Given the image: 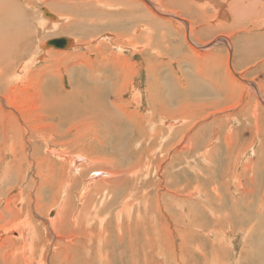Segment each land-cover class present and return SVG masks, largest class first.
<instances>
[{"label":"rangeland","instance_id":"obj_1","mask_svg":"<svg viewBox=\"0 0 264 264\" xmlns=\"http://www.w3.org/2000/svg\"><path fill=\"white\" fill-rule=\"evenodd\" d=\"M6 1L0 7L6 13L0 14L9 18L1 22L3 28L16 27L22 49L10 62V72L0 66V264H264V136L259 140L247 132L259 131L256 124L264 125L261 117L255 118L256 113L264 116V0H241V5L250 4L248 7L238 6V0H214L210 5L199 0H71L77 8L71 11L52 7L60 0ZM217 2L224 5L225 14H218ZM94 7L101 11L91 16L96 32L85 34L80 27L77 35L72 34L77 27L66 28L76 23L68 14L77 12L91 18L87 11ZM246 8L252 10L246 13ZM44 10L59 21L44 16ZM235 12L239 19L249 16L241 25L248 29L238 33L234 26L231 32L236 36L231 38L227 32L235 22ZM47 19L53 25L45 23ZM43 23L48 28L39 29ZM160 28L170 32L165 34ZM62 36L75 41L71 49L58 52L46 48L47 41ZM174 41L182 46L181 51L170 54L175 61L168 55L162 58L164 43ZM100 52L107 55L98 57ZM1 53L0 62L8 63ZM77 53L84 56L82 62L75 63L93 64L96 74H87L84 66L76 69L73 74L82 78L71 88L72 70L67 73L61 65L64 57ZM204 53L214 57L205 60L203 55H212ZM228 57L229 78L227 67L216 60L227 63ZM183 58L191 68L196 67V77L207 73L218 79L226 92L234 91V102L242 105L227 113L224 110L231 105L219 104L228 102V95H218L210 83L201 80L207 89H184L188 96L184 106L197 103V97L206 96L204 91L212 94L219 103L205 115L207 121L197 123L196 117H190L189 123L185 116L182 125L191 129L177 133L181 123L169 121L176 116L156 112L153 106L151 114V97L158 108L164 101L171 110L179 108L169 104L175 92L168 83L174 76L180 77V70L193 74ZM212 61L216 66H210ZM28 62L32 65L21 79ZM52 68L60 79H53L54 88L42 90L39 85L37 91L32 77L44 82L53 76L43 70ZM188 73L185 77L190 82ZM88 75L96 76L101 85L84 86ZM58 88L68 98H54L52 106H45V100H52ZM85 98L112 109L111 99L129 116L109 126L94 113L83 112L82 119H70L73 110L83 109ZM249 102L260 108L245 112L252 121L245 123L238 111ZM34 122L42 123L45 136L37 134ZM95 128L101 134H94ZM95 137L100 139L97 143ZM10 138L15 141L11 154L6 145ZM68 139L72 145L67 144ZM234 139L245 143L230 144ZM253 148L255 156L249 157ZM91 149L96 153L90 154ZM82 153L93 161H85ZM62 155L66 161L59 160ZM70 157L77 158L76 164L71 162V176ZM79 226L80 237L76 233Z\"/></svg>","mask_w":264,"mask_h":264},{"label":"bare ground","instance_id":"obj_2","mask_svg":"<svg viewBox=\"0 0 264 264\" xmlns=\"http://www.w3.org/2000/svg\"><path fill=\"white\" fill-rule=\"evenodd\" d=\"M5 1L6 0H0V7L1 6H3L4 5V3H5ZM54 1V0H53ZM82 1V0H81ZM81 1H78V2H80L81 3ZM95 1V0H94ZM184 2H185V0H183ZM216 1V0H215ZM253 1V0H252ZM256 2H259V0H255ZM7 2V1H6ZM83 2H85V1H83ZM110 2H114V1H110ZM211 2H214V0H199L198 1V3H203L204 5H210V3ZM18 3V2H17ZM114 3H116V2H114ZM235 3V2H234ZM217 4H219V6H218V8H217V10H219V9H221L220 11L221 12H218V14L220 13V14H225V12L224 11H222V10H224V5L221 3V2H217ZM236 4H238V6L240 5L241 7H244V5L242 4L241 5V0H238V3H236ZM262 4H264V3H262ZM185 5V4H184ZM79 6H81V5H79ZM248 6H250V4H248V5H245V7H248ZM251 6H253V5H251ZM263 6V5H262ZM52 7L55 9V10H57V9H60V7H63V8H65L67 11H71L72 9H75L76 7H74V5H73V3H71V0H60V2H59V4H55V5H52ZM199 7V6H198ZM206 7V6H205ZM7 8V7H6ZM200 8V7H199ZM204 8V7H203ZM202 8V9H203ZM207 8V7H206ZM77 9V8H76ZM75 9V10H76ZM261 9V8H260ZM264 9V8H263ZM250 10H252L251 8H246L245 9V12L247 13L248 11H250ZM2 11H4V13H6L5 12V10H4V8L2 9V10H0V12H2ZM87 11V10H86ZM85 12V11H84ZM124 12V11H123ZM223 12V13H222ZM101 13V11L100 10H97V9H95V7H94V9H89L88 11H87V15L88 16H94V17H96V15H98V14H100ZM129 13V12H128ZM208 13V12H207ZM255 13H257V11L255 12ZM254 13V14H255ZM68 15H70L71 17H73L72 19H74V21L73 22H76L75 24H73V25H66V28H72V27H77V28H75V32H72V34H77V35H80V27H83V30H85V34H88L89 32H91V31H93V32H96L97 30H96V28H94L93 27V25H94V21H95V19H94V17H91V18H86V17H84V16H82V15H80L79 13H77V12H73V13H70V14H68ZM86 15V16H87ZM129 15V14H128ZM127 15V16H128ZM171 15V14H170ZM256 15V14H255ZM259 15V14H258ZM44 16H46V17H49L51 20H53V21H59V19H57L56 18V16L53 14V13H51V12H49L48 10H44ZM77 16H79L78 18H77ZM67 17V16H66ZM75 17V18H74ZM98 17V16H97ZM240 17H242V19H239V17H238V14L235 12L234 13V24H233V26L232 27H229L230 28V31L229 30H227V31H229V32H227V33H229L228 35H229V37H231V38H234L235 36H236V33H232L231 31H233L234 30V26H236V28L235 29H238V33H239V29H242L243 31H245L246 33H247V29H248V27L247 26H244V27H242L241 25H242V22L243 21H247L248 20V18H249V16L248 15H242V16H240ZM7 18H9L8 16H5L4 14L3 15H1L0 14V52H2L1 53V55H4V58H5V60L6 61H8V63H2V62H0V66H4L6 69H7V73L8 72H10V68H9V65H10V62L12 61V59L14 58V56L15 55H18L19 54V52H17V51H20V49H22V45H21V43H22V41L20 40V38H19V35H18V33L15 31V29H16V27H11V26H6L5 28H3V25H2V22H1V20L2 19H7ZM68 18V17H67ZM219 18V17H218ZM98 19V18H97ZM213 19V18H212ZM235 19H237V20H235ZM158 20H159V18H158ZM45 21V23H47L48 25H53V21L51 22V21H49L48 19L47 20H44ZM162 21V20H161ZM172 21V20H171ZM225 20L223 19V22H224ZM227 21V20H226ZM7 22V21H6ZM218 22V21H217ZM10 24V23H9ZM15 24H17V23H15ZM159 24H161V23H159ZM224 24H226L225 22H224ZM162 25H166V23H163ZM173 25V24H172ZM222 26V25H221ZM225 26V25H224ZM250 26V25H249ZM37 27V26H36ZM144 27V26H143ZM220 27V26H219ZM23 28V27H22ZM42 28H48V26H46V24H42V25H39V29H42ZM60 28V27H59ZM137 28V27H136ZM182 28V27H181ZM226 28V27H225ZM25 29V28H24ZM138 29H140V28H138ZM161 30H163V31H165V34H166V32H170V31H168V30H165V28H160ZM155 30V29H154ZM253 30V29H252ZM263 30V29H262ZM261 30V31H262ZM18 31V30H17ZM42 31V30H41ZM138 31V30H137ZM140 32V31H139ZM142 32V31H141ZM140 32V33H141ZM159 32V31H158ZM224 32V31H223ZM226 32V31H225ZM241 32V31H240ZM22 34V33H21ZM20 34V35H21ZM72 34H70V35H72ZM92 34V33H91ZM222 34V33H221ZM130 35V34H129ZM171 35H173V34H171ZM170 35V36H171ZM227 35V36H228ZM45 36V35H44ZM162 36V35H161ZM168 36V35H167ZM204 36V35H203ZM22 37V36H21ZM143 37V36H142ZM59 38H64V39H66V40H68L69 41V47H67V48H65V49H57V51L59 52V50H66V49H71L72 48V46L75 44V41L72 39V37L71 38H68V37H65V36H62V37H59ZM23 39V38H22ZM82 39V38H81ZM107 39L108 40H110V37H107ZM113 39V38H112ZM132 39V38H131ZM164 39H166V37L164 38ZM163 41V40H162ZM168 41V40H167ZM205 41V40H204ZM236 41V40H235ZM253 41V40H252ZM175 42V41H174ZM260 42V41H259ZM257 43V44H261V43ZM263 42V41H262ZM47 43V42H46ZM140 43V42H139ZM233 40H232V42L230 41V46L231 47H233ZM242 43H244V42H242ZM167 44H170V42H167ZM180 44V43H179ZM179 44H174L173 46H171V48L169 49V51L171 52L170 54H176L177 52H179V51H181V49H182V46L181 47H179ZM181 45V44H180ZM206 45V44H205ZM45 46H46V44H45ZM141 46H143V44L141 45ZM258 46V45H257ZM42 48H43V44H42V46H41ZM137 47V46H136ZM46 48H48V47H46ZM52 48H54V47H52ZM142 48V47H141ZM51 49V48H50ZM54 49H56V48H54ZM118 49V48H117ZM133 49V48H132ZM154 50H156V49H154ZM51 51H52V49H51ZM232 51V50H231ZM17 52V53H16ZM44 52H46V51H44ZM54 52H56L55 50H54ZM132 52V51H131ZM229 52V51H228ZM233 52V51H232ZM263 52V51H262ZM259 53V52H258ZM31 56V55H30ZM102 57V56H101ZM203 57H206V55H203ZM232 57V56H231ZM205 60H208V58H204ZM233 59V58H232ZM37 62V61H36ZM45 64V63H44ZM245 64V63H244ZM31 65H32V62L31 63H27V65H26V67L24 68V71H22V73L20 74V77L19 78H23L24 77V75H26V71H27V69L29 68V67H31ZM64 65V64H63ZM187 66H189V65H187ZM189 67H191V66H189ZM38 68V67H37ZM43 68V67H42ZM67 68V67H66ZM20 69V68H19ZM68 69V68H67ZM98 69H99V67H98ZM33 71V70H32ZM187 71V70H186ZM231 71H232V69H231ZM36 72V71H35ZM246 72V71H245ZM2 73V72H1ZM18 73V72H17ZM43 73V72H42ZM94 75V74H93ZM18 76V74L16 75V77ZM44 76H45V74H44ZM198 76V75H197ZM203 76H205V79L206 80H210L211 82H213V84H214V86H215V88H216V90L217 91H219L220 93H223L224 95L225 94H227L228 95V98H229V101L228 102H223V105H231L229 108H232L233 109V107L234 108H236L235 106H239L241 103H235L234 101H235V99H234V91H229V92H226L227 90H226V88L224 87V85H222V82H220L218 79H216V81L214 80L215 78H213L211 75H209V74H207V73H200L199 74V77H203ZM96 76H94V78H92L91 76H87L86 78V80H87V82H90V83H98L97 81H96V78H95ZM193 77V76H192ZM192 77H191V81L189 82V88L188 87H186L187 89H192V90H200V89H202L201 88V86H202V84H203V82L202 81H200V80H198L197 79V77H196V79L194 78V79H192ZM25 78V77H24ZM82 77H77L76 78V80H80ZM84 82L85 83H87L85 80H84ZM99 84V83H98ZM249 84V83H248ZM99 85H101V84H99ZM162 85V84H161ZM168 85H169V88L170 89H172L174 92H179L180 94H185V91L187 90H184V91H180L179 89H178V87L176 86L177 84L173 81L172 83H168ZM204 85V84H203ZM50 86H52L53 88H54V84H51ZM117 86V85H116ZM164 86V85H163ZM188 86V85H187ZM249 86H250V84H249ZM257 86V85H256ZM113 88H114V86H112ZM116 88V87H115ZM184 88V87H183ZM251 88V87H250ZM190 89V90H191ZM38 90H40V89H38ZM56 90V89H55ZM61 91H62V89L61 88H58L57 89V92L53 95V97H51V99L52 100H50V101H52L51 102V104H54L55 102V100L53 101V99L54 98H60V99H67L68 97L67 96H64V94L62 95V93H61ZM257 91V90H256ZM184 92V93H183ZM187 92V91H186ZM67 94V93H66ZM65 94V95H66ZM205 94H207V91H204V94L203 95H205ZM216 94V93H215ZM258 94V93H257ZM103 95V94H102ZM186 95H183V96H181L180 98H183V97H185ZM45 97V96H44ZM98 97H100V96H98ZM102 97V96H101ZM153 98V105H154V109L153 110H156V112L158 111V112H162V111H164V105H161L160 104V108H158L157 106H156V104H155V98L154 97H152ZM97 99V98H96ZM100 99V98H99ZM234 99V100H233ZM49 100V99H48ZM70 100V99H69ZM160 100H162L163 101V99H160ZM63 101V100H62ZM250 101V100H249ZM45 102H46V100H45ZM65 102V101H64ZM71 102V101H70ZM152 102V101H151ZM178 102V101H177ZM248 102V101H247ZM156 103H158L157 101H156ZM59 104V103H58ZM70 104V103H69ZM113 104V107L114 108H112L111 109V107L109 108L108 106L107 107H104V105H103V103H100V104H97L95 101H93V100H91V99H88V98H85V103L83 104V105H81L82 107H83V109H81V110H79L80 109V107L78 108V110H79V112H78V115L80 116L83 112H85V114H87V113H94L95 115H96V117L101 121V123H103V124H106L107 126H109V125H114V124H112V123H117V124H120L121 123V121L123 122L124 120V118H128V116H129V114H128V112H126V111H124V109H122V108H120L118 105H116L114 102L112 103ZM183 104V103H182ZM72 105V104H71ZM93 105V106H92ZM124 105H126V103H124ZM245 106H246V108L249 110L250 108L249 107H251L252 106V102H250L249 104H244ZM60 106H63V105H60ZM65 106V105H64ZM63 106V107H64ZM90 106V107H89ZM92 106V107H91ZM183 106H184V104H183ZM209 107V106H208ZM244 107V106H243ZM255 107V106H254ZM150 108H152V106H150ZM188 108V107H187ZM228 108V109H229ZM256 108V107H255ZM245 109V108H244ZM185 110V109H184ZM188 110V109H187ZM70 111H71V108H70ZM168 111H169V109H168ZM167 111V113H171V111H169L168 112ZM227 111V110H226ZM229 111V110H228ZM247 111V110H246ZM250 111V110H249ZM248 111V112H249ZM182 112V111H181ZM239 112V111H238ZM237 112V113H238ZM243 112V111H242ZM155 113V112H154ZM163 113V112H162ZM166 113V112H165ZM236 113V112H235ZM103 114H106V116L107 117H103ZM230 114V113H229ZM245 114V113H244ZM172 116H174V115H172ZM198 116V115H197ZM204 116V115H203ZM177 117V116H176ZM228 117H229V115H228ZM250 117V116H249ZM252 117V116H251ZM227 118V117H226ZM233 118V117H232ZM231 118V119H232ZM255 118L257 119V121H258V118H257V116L255 115ZM22 121L24 120L25 121V123H28L29 121H26L23 117L22 118H20ZM79 119H82V118H79L78 117V119L77 120H79ZM89 118H86V119H84V120H88ZM187 119H189V118H187ZM201 119V118H200ZM234 119V118H233ZM236 119V118H235ZM251 119H253V118H251ZM186 120V119H185ZM225 120V119H224ZM246 120V119H245ZM64 120H62L61 121V123H64L63 122ZM66 121H68V119H66ZM165 121V120H164ZM167 121V120H166ZM169 121H172V123L173 122H175V121H173V120H169ZM181 121V120H180ZM184 121V120H183ZM182 121V122H183ZM198 121V120H197ZM196 121V122H197ZM213 121V120H212ZM227 121V120H226ZM232 121V120H231ZM230 121V122H231ZM76 122V121H75ZM190 122V121H189ZM199 122V121H198ZM213 122H215V121H213ZM237 123H238V121H236ZM246 122V121H245ZM257 123V122H256ZM83 124V123H82ZM186 124V123H185ZM188 124V123H187ZM186 124V125H187ZM229 124V123H228ZM227 124V125H228ZM239 124V123H238ZM34 125H36V127H34L36 130V132H37V134H39V135H43V134H45L46 135V133H45V129L43 128V126H42V123L41 122H39V124H37V123H35L34 122ZM84 125V124H83ZM189 125V124H188ZM196 125V124H195ZM38 126V127H37ZM194 126V125H193ZM217 126V125H216ZM221 126H223V125H221ZM221 126H220V128H221ZM127 127L128 128H130L129 127V125H127ZM175 127V126H174ZM182 127V126H181ZM218 127V126H217ZM224 127V126H223ZM240 127V126H239ZM238 127V128H239ZM256 127L258 128V130L260 131V133L264 136V125L263 126H261L260 124L258 125V124H256ZM112 127H109V129H111ZM176 128V127H175ZM179 129H178V132L177 133H180V132H183L184 130H186V131H188V130H190L189 129V127L188 128H186L185 129V127L183 128H180V127H178ZM194 128V127H193ZM219 128V127H218ZM219 128V129H220ZM233 128V127H232ZM132 129V128H131ZM217 129V128H216ZM218 129V130H219ZM228 129H230V128H228ZM234 129V128H233ZM237 129V128H236ZM235 130V129H234ZM239 130V129H238ZM237 130V131H238ZM13 131V130H12ZM73 131H75L74 129L73 130H70V133H73ZM240 131V130H239ZM176 132V131H175ZM195 132V131H194ZM202 132V131H201ZM233 132V131H232ZM242 132V131H241ZM258 132V131H257ZM196 134L198 133V132H195ZM216 133V132H215ZM220 133V132H219ZM251 133V132H250ZM94 134H96V135H98V134H101L96 128L94 129ZM217 134V133H216ZM236 134V133H235ZM234 134V135H235ZM45 135H43V136H45ZM198 135V134H197ZM196 135V136H197ZM223 135L224 134H221L220 133V136H222L223 137ZM219 136V137H220ZM236 136V135H235ZM235 136H232V137H230L229 136V138L228 139H231V138H233V137H235ZM259 136V135H258ZM106 137V136H105ZM194 137V136H193ZM210 137H211V135H210ZM218 137V136H217ZM228 137V136H227ZM250 137V136H249ZM174 138V137H173ZM177 138V137H176ZM216 138V137H215ZM238 138H240V136H238ZM264 138V137H263ZM74 139H76V138H74ZM106 139V138H105ZM104 139V140H105ZM192 139V138H191ZM196 139H197V137H196ZM202 139H203V135H202ZM202 139H201V141H202ZM226 139V138H225ZM255 139H257V138H255ZM98 140H100V139H98V137H97V139H96V137H95V143H97V141ZM198 140V139H197ZM197 140H195L194 139V143L195 144H197ZM215 140H217V139H215ZM205 141V140H204ZM77 142H79V141H77ZM189 142V141H188ZM198 142H199V140H198ZM229 142H230V144H234V143H240L241 142V139H238V141L236 142V140L234 139V141H232V140H229ZM203 143V142H202ZM243 143H245V141L244 142H241V144L240 145H242ZM67 144H71L72 145V142L70 141V139H68L67 140ZM213 144V143H212ZM218 144H219V142H218ZM6 145H8L9 147H8V152L10 151V154L12 153V152H15V141H14V139L13 138H10V139H8L7 140V142H6ZM240 145H239V147H240ZM257 145V144H256ZM35 146H37L36 144H35ZM39 146V145H38ZM49 146V145H48ZM169 146V145H168ZM167 146V147H168ZM196 146V145H195ZM229 146V145H228ZM50 147V146H49ZM216 147H217V145H216ZM235 147V146H234ZM90 148H92L91 146H89V149ZM201 148V147H200ZM241 149V148H240ZM211 150V149H210ZM7 152V153H8ZM53 152H55V151H53ZM94 153H96V151H94V149H91L90 150V154H94ZM214 153V152H213ZM251 153V152H250ZM83 154V155H82ZM82 154H78V155H82L83 157H84V160L85 161H93V158L91 157V156H89V155H85L84 153H82ZM211 154V153H210ZM17 154L15 153V155H14V157L16 156ZM73 156V155H72ZM75 156H77V155H75ZM114 158V157H113ZM76 159L77 158H74V157H70V161H67L68 162V164H69V175L71 176V173H73L72 172V170H73V168H74V165L73 164H71V162H73V163H77V161H76ZM79 159V158H78ZM83 159V158H82ZM59 160H61V161H66V155H62V156H60V158H59ZM112 161H114V160H112ZM248 161V160H247ZM251 161V160H250ZM82 162V161H81ZM114 169H117L116 167H114ZM95 172V174L96 175H99L100 174V171H94ZM256 172V171H255ZM7 173H9V174H12V171H10L9 169L7 170ZM117 173H119V171H118V169H117ZM125 173L127 174L128 173V171L127 170H125ZM120 174V173H119ZM258 174V173H257ZM12 176V175H11ZM134 177V176H133ZM111 179V178H110ZM252 179V178H251ZM69 180V179H68ZM49 185H50V187L52 186V182H50L49 183ZM65 185V184H64ZM89 190V189H88ZM81 192V191H80ZM84 192V191H83ZM81 194V193H80ZM91 195V194H90ZM93 199V198H92ZM84 201V200H83ZM82 201V202H83ZM239 201V200H238ZM66 202V201H65ZM83 205V204H82ZM124 205V204H123ZM66 207V206H65ZM39 208V207H38ZM67 208V207H66ZM65 208V209H66ZM4 210V209H3ZM7 212H8V210H7ZM76 214H77V212H75ZM56 214H58V213H56ZM56 214H55V217H56ZM75 214V215H76ZM77 216V215H76ZM1 218V217H0ZM73 218H74V216H73ZM76 218H79V217H76ZM81 218V217H80ZM79 218V219H80ZM56 219V218H55ZM84 219V218H83ZM75 220V219H74ZM54 221V220H53ZM77 221V220H76ZM6 222V221H5ZM50 222H52V221H50ZM89 222V221H88ZM79 223V222H78ZM100 223V222H99ZM52 224V223H51ZM54 224V223H53ZM58 224V223H57ZM1 225V224H0ZM53 226V225H52ZM54 226H56V225H54ZM12 227V226H11ZM89 227V226H88ZM5 228H7V227H4V229ZM45 228H47V227H45ZM100 229H101V227H100ZM24 231H27V230H25V229H23ZM22 230V231H23ZM30 231V230H29ZM28 231V232H29ZM27 232V233H28ZM80 232V226H79V231L78 232H76L77 233V235H78V237H80V234L81 233H79ZM25 232H23V234H24ZM106 233V232H105ZM31 234H32V232H31ZM90 235V234H89ZM33 236V235H32ZM59 239V238H58ZM69 239V238H68ZM24 240V239H23ZM25 240H26V238H25ZM101 240V239H100ZM106 240V239H105ZM27 241L29 242V239H27ZM100 243V242H99ZM73 244V243H72ZM100 244H103V242H101ZM26 245V244H25ZM64 246V245H63ZM62 246V247H63ZM61 247V248H62ZM65 248H67L68 246H64ZM55 248V247H54ZM63 249V248H62ZM61 250V249H60ZM23 251H24V249H23ZM27 251H28V249H27ZM65 251V250H64ZM25 252V251H24ZM29 252H32V251H29ZM65 253V252H64ZM22 254V253H21ZM66 254H68V253H66ZM73 257V256H72ZM75 258V257H74ZM26 259H28V258H26ZM25 259V260H26ZM40 259V258H39ZM59 259V258H58ZM64 259V258H63ZM187 261V260H186Z\"/></svg>","mask_w":264,"mask_h":264},{"label":"crops","instance_id":"obj_3","mask_svg":"<svg viewBox=\"0 0 264 264\" xmlns=\"http://www.w3.org/2000/svg\"><path fill=\"white\" fill-rule=\"evenodd\" d=\"M79 39H81V38H79ZM81 41H85V40H81ZM144 42V41H143ZM86 43V42H85ZM175 43V42H174ZM174 43L173 42H170V44H167V42L166 43H164V45H165V47L164 48H162V50H161V52H162V58L164 57V55H168V57H170V60L171 61H175V59L176 58H174L173 56H171L170 55V51H169V49L171 48V46H173L174 45ZM176 44V43H175ZM164 45H162V46H164ZM169 48V49H168ZM130 51H132V53L133 54H135V50H130ZM142 51H144V49L142 50ZM81 54V55H80ZM100 54V56L98 55V57H101V56H106L107 54H105V53H99ZM204 54H211L212 56H206V57H203V58H213L214 57V55H213V53H204ZM181 55V54H180ZM187 54H185V56H186ZM80 56V57H79ZM83 56H84V54H82V53H77V54H75V55H73V56H69V57H64V61L62 62V65H61V68H66V72L67 73H69L71 70V75L69 76V83H71L70 84V86H71V88H73V84L72 83H76V82H78L79 80H76V78L77 77H79V76H76V75H74L73 73H76V69H79L80 67H85V70H86V72H87V74H96V70L94 69V65L93 64H89V62H88V64L87 63H75L76 61H78V62H82V59H83ZM77 57H79V58H77ZM177 57V56H176ZM161 58V57H160ZM220 58H218V59H216L217 60V64L219 65V66H225V67H227V70H228V73H229V75L230 76H228V78L229 77H231V73H230V70H231V65H230V58L228 57L227 58V63L226 62H223V61H221V60H219ZM183 60H184V62H183V64L185 65V66H187V65H190V64H188L187 63V60L186 59H184L183 58ZM50 62H52V61H50ZM91 62H94V61H91ZM215 62V61H214ZM213 61L210 63V66H216V63H214ZM64 64V65H63ZM104 64H106V63H104ZM195 66H198V62H197V65H195ZM225 67H224V71H226V69H225ZM181 68H184L183 66H181ZM187 68H188V70L189 71H191V73H193V74H189L188 72H186V70H180L181 71V73H180V77H175L174 76V78H175V80H174V78H173V80L175 81V83L177 84V87H178V89L180 90V91H182V90H184V89H187L186 87H188L189 86V82H188V80H187V77H185V74H189L190 76H193L192 77V79H196V75H195V70H196V67H193V68H191V67H189V66H187ZM220 71L222 72V74L223 75H225V72L222 70V69H220ZM43 72L44 73H46V72H49L53 77L52 78H46L45 79V81L44 82H42V81H40L39 79H37L36 78V75L35 76H33L32 77V79H34L35 81V85L34 86H36V90L37 91H39L38 90V88H39V85H41V88H42V90H44L47 86H50L51 84H55V81L53 80V79H60V74L54 69V68H52L51 70H43ZM245 72V71H244ZM247 73V72H246ZM92 75H88V76H92ZM226 75H227V72H226ZM42 77V76H41ZM197 79L198 80H202V81H205L206 83H210V85H212L214 88H215V86H214V84H213V82H211L210 80H206L205 79V76H203V77H199V75L197 76ZM86 82H87V80H86ZM97 82L99 83V80H97ZM107 82H110V83H113V81H107ZM184 82H186V85H185V87H184ZM102 83V82H101ZM104 83V82H103ZM102 83V84H103ZM87 84H96V83H89V82H87V83H85V82H83V85L85 86V85H87ZM124 84L125 83H123V85H122V87H124ZM113 85V84H112ZM188 85V86H187ZM203 85V84H202ZM184 88H183V87ZM206 86V85H205ZM204 86V87H205ZM229 86H230V84H229ZM202 87L201 86V88L202 89H207V87ZM66 92L68 91V90H66L65 88H63ZM216 89V88H215ZM196 91H198V89L196 90ZM217 91V90H216ZM68 92H71V91H68ZM74 94V92L73 93H71L70 94V96L71 95H73ZM217 94L218 95H222V93H220L219 91H217ZM184 94H180L179 92L177 93V92H175V94H174V96H173V98H170L171 99V101H169V104L170 105H179V108L178 107H176L174 110L172 109H170V108H167V107H169V105L164 101L163 103H164V113L165 112H167L168 111V109H169V111H171V113L169 112V114L170 115H174V116H177V117H174L173 119H170V120H173V121H175V122H178V123H181V126L184 128L185 127V129L187 128V126H184V125H182V121L184 120L185 121V116H187V117H189V119H190V117H191V119L193 118V117H196V118H194L193 120H195V121H202V120H204V121H207L208 119L207 118H209V117H205V115L208 113V112H210V111H213L214 109H215V107H216V105L219 103L218 101L216 102V100H215V98H213L214 96L212 95V94H206V96H202L203 98H200V97H197V103H190V107H188L187 108V106H183V104L185 105V104H187V101H188V96L186 95L185 97H183V98H180L181 96H183ZM246 95H248L247 93H246ZM69 96V95H68ZM86 96H87V94H86ZM191 96V95H190ZM246 97V96H245ZM185 98H187V99H185ZM221 99H222V101L224 100V96H222L221 97ZM220 99V100H221ZM246 100V98H242V100ZM149 100H152V102H150L149 101V107L150 106H153L154 107V105H153V98L151 97ZM110 101V104L111 103H113V100H109ZM178 101V102H177ZM51 102L52 101H46L45 102V106H52V104H51ZM258 102V101H257ZM183 103V104H182ZM250 103V102H249ZM249 103H247V104H249ZM213 104H215V105H213ZM258 104V106H262L261 105V103L260 102H258L257 103ZM220 106L221 105H223V102L222 103H220L219 104ZM242 105V103L239 105V106H241ZM208 106H211V107H208ZM254 106L256 107V110H259V108L260 107H258V106H256V104L254 103V104H252V106L251 107H249V108H254ZM245 108V109H244ZM243 109H241L239 112H240V114L242 115L241 117H244V118H246V117H248V116H250V114H245L244 115V113L245 112H247V113H251L252 112V109H247L246 108V106L244 107ZM185 109V110H184ZM188 109V110H187ZM227 110V111H226ZM226 110H224V111H226L227 113H231V112H234V111H236V110H234V109H232V108H229V109H226ZM229 110V111H228ZM247 110V111H246ZM182 111V112H181ZM223 111V112H224ZM243 111V112H242ZM249 111V112H248ZM189 112V114H187ZM222 112H220V114H218V115H222L221 114ZM151 114H152V108H151ZM180 114H185L184 116H179ZM198 115V116H197ZM204 115V116H203ZM255 115H257V117L259 116V117H261V119H259V121H264V116H262L260 113H256ZM69 116V115H68ZM79 117V115H78V111L77 110H73L72 111V115H70V119H72V118H74V119H77ZM258 117V118H259ZM201 118V119H200ZM189 119H187V122L189 121ZM224 119H226V118H224ZM237 119V118H236ZM236 119H234V120H236ZM73 120V119H72ZM181 120V121H180ZM227 120V119H226ZM238 120V119H237ZM198 121H197V123H198ZM239 121H242V120H239ZM246 122H252L251 120H249V119H247L246 118V120H245ZM245 122V123H246ZM190 123V122H189ZM182 127H180V128H182ZM214 128V127H213ZM244 130H246L247 128H246V126L245 127H242ZM249 134H252L253 136H254V138H258L259 140H262L261 139V133H260V131H247ZM251 132V133H250ZM259 135V136H258ZM263 142V141H262ZM64 148V147H63ZM69 149H71L70 147H68ZM71 151H72V149H71ZM70 152V151H69ZM254 148L252 149V154H251V156H250V154L248 153V156L249 157H254L255 155H254ZM241 156H243V155H241ZM112 157V156H111ZM249 157H247V158H245L244 157V161H247V160H250V158Z\"/></svg>","mask_w":264,"mask_h":264},{"label":"water","instance_id":"obj_4","mask_svg":"<svg viewBox=\"0 0 264 264\" xmlns=\"http://www.w3.org/2000/svg\"><path fill=\"white\" fill-rule=\"evenodd\" d=\"M69 41L64 38H57L47 41L46 47H54L56 49H65L69 47Z\"/></svg>","mask_w":264,"mask_h":264}]
</instances>
